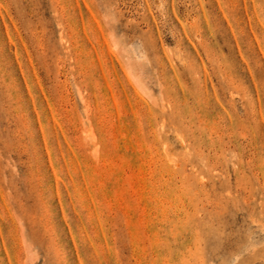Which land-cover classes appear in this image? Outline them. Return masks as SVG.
Returning <instances> with one entry per match:
<instances>
[{
  "label": "rangeland",
  "instance_id": "374dc122",
  "mask_svg": "<svg viewBox=\"0 0 264 264\" xmlns=\"http://www.w3.org/2000/svg\"><path fill=\"white\" fill-rule=\"evenodd\" d=\"M0 264H264V0H0Z\"/></svg>",
  "mask_w": 264,
  "mask_h": 264
}]
</instances>
